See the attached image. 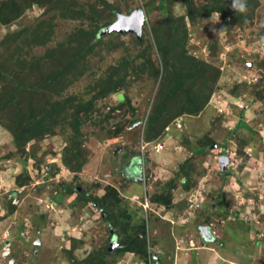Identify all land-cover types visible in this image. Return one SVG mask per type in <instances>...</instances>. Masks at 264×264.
I'll list each match as a JSON object with an SVG mask.
<instances>
[{"label":"rangeland","instance_id":"1","mask_svg":"<svg viewBox=\"0 0 264 264\" xmlns=\"http://www.w3.org/2000/svg\"><path fill=\"white\" fill-rule=\"evenodd\" d=\"M65 1L72 6L60 11L52 4L28 5L22 0L19 19L0 25V64L17 67L19 60L12 57L17 50L27 64L44 60L48 49L69 42L80 45V32L87 31L89 38L84 42L96 45L86 60V72L73 77L61 95L63 101L78 96L84 104L98 93V81L106 79L113 68L126 61L136 64L126 70L125 86L98 99L92 112L82 114L81 136L75 137L70 126L74 114L70 109V116L67 110L52 131L25 142L20 149L12 133L15 120L11 106L0 116V264L83 262L90 254L105 255L114 235L121 241L138 228L147 232V227L152 246L165 252L162 264H264V95H258L264 89V57L248 55L258 39L264 40L263 26L258 27L264 22V0H254V10L249 11L252 20L242 25L232 24L234 17L224 20L216 12L193 22L187 15V0ZM191 1L200 10L211 0ZM223 2L233 10L231 0ZM182 16L186 17L184 26H179L185 31L187 55L218 68L219 79L215 85L214 81L196 83L195 88L210 94L204 110L187 116L183 130H174L164 139L169 144L162 153L150 146L148 156H142L146 119L165 70L155 36L162 23ZM23 28L28 36L13 41ZM45 32L50 33L47 40ZM136 36L141 43L136 42ZM149 45L147 59L137 58ZM148 58L159 69L158 78L152 77ZM143 65L141 72L137 66ZM27 74L24 77L29 82L39 79L38 74ZM120 94L128 96L130 103L122 104ZM20 98L25 101L26 92ZM210 140L213 144L205 146ZM73 146H78L84 162L78 170L64 161L67 149L73 151ZM143 166L146 176L141 184L136 180ZM183 177L190 190L184 187ZM25 180L29 181L21 185ZM172 184L176 187L170 207L152 200L169 191ZM107 186L118 189L124 199L121 206L131 216L121 222L126 231L124 227L112 229L101 214L70 191L102 196ZM146 188L152 208L149 225L143 208L132 199L135 194L143 196ZM210 223L217 235L202 239L199 227ZM192 237L201 240L199 249L188 250L186 241ZM8 244L11 253L6 256ZM207 245L223 255L201 260L208 252ZM132 256L106 253L105 264L140 262ZM213 258L218 262L213 263Z\"/></svg>","mask_w":264,"mask_h":264},{"label":"trees","instance_id":"2","mask_svg":"<svg viewBox=\"0 0 264 264\" xmlns=\"http://www.w3.org/2000/svg\"><path fill=\"white\" fill-rule=\"evenodd\" d=\"M231 1L233 2V0ZM26 2L28 5H30V2L43 5L52 4V8L58 7L60 11H66V8L72 6V4L68 6L65 0H26ZM187 2V15L193 22L197 21L200 17H209L215 12L220 13L224 20L228 17H234L232 24L238 23L239 25L251 21L253 17V14L249 11L254 10V0H246V11L244 12H240L234 7L233 10H230L228 2H223V0H211L206 7L200 10L194 8L191 0H187ZM22 4V0H0V25L7 26L19 19ZM112 12H115V8L112 9ZM246 12H249V14L247 15ZM185 19L186 17L184 16L180 18L172 17L168 21L166 19L167 22L162 23V28L158 31L156 30V47L165 70L161 75L158 96L146 119L145 135L148 142L160 137L165 128L176 118L185 115H198L202 112L210 100V94H205L202 90H198V86L195 88V84L200 81L203 84L208 81H214L215 85L219 79L218 68L215 67L214 69L212 65H207L187 55L188 51L184 45L185 36H182L185 31H183L184 33L180 31L179 26L182 23L184 26ZM104 31L106 30L102 29V32ZM27 34V28H23L11 39L13 41H20L26 38ZM49 35L50 33L45 32L43 34L45 39H43L47 40ZM262 35H264V30L262 31ZM88 38L89 33L81 31L80 37L77 39L80 41V45L72 46L70 42L60 44L57 48L48 49L44 53V60L39 59L27 64V61L21 57L20 50H17L12 54L13 58H18L16 60H19L17 61L19 62L17 67L10 69L7 64H0V83L2 84V88L0 89V116L7 112V107L11 106L14 111L15 120L12 133L15 145L18 148L23 149V145L27 141L43 138L52 131L50 128L57 124L67 110V115L70 116L68 114L70 109L74 110L70 126L75 129V137L81 136L82 122L85 120H83L82 114L92 112L98 99L105 98L112 92L116 93L120 90V87L125 86L126 70L133 67L136 61H132L131 63L126 61L113 68L106 79L98 81L97 84L100 89L87 103L84 104L75 95L65 98V101L61 100V95L69 88L72 78L82 76L86 72V60L96 45L95 43L91 44L89 41L84 42ZM100 42L101 37L97 40V43ZM136 42L138 44L141 43V39L137 36ZM39 43L44 44V42ZM149 50L150 45L137 58L146 60V53ZM146 62L153 69L151 71L153 72L152 77L158 78V75H160L159 69L151 63L150 58ZM261 66L264 68V62ZM137 67L141 68V72L145 70V65ZM26 72L28 73L27 76L38 74L39 81H27L24 77ZM25 92L28 98L24 101L20 96ZM258 95L262 97L264 89L259 91ZM37 97L40 100L39 98L37 100ZM119 98L122 104L125 102L130 103V98L126 95L120 94ZM211 144H213L212 140L206 143L205 146H210ZM72 148L73 151L70 152L67 149L64 161L68 167L78 170L84 162L80 161L81 153L78 146H73ZM130 174L131 172H127V175ZM123 179L127 180L128 178L123 177ZM28 181L25 180L20 184L25 185ZM182 183L185 185L186 190H190V186L186 185L188 184V180L185 177H183ZM175 187L176 185L172 184L169 191L157 194L154 198L152 197V200L170 207L173 201L172 190ZM70 191L73 194H77L83 204L88 205L94 212L101 214L104 221L112 229L117 227L118 229H122L124 226L121 225V222H125V218H131L125 208L121 206L124 199L121 198L120 191L112 186H107L105 194L102 196H91L87 192L73 190L72 188ZM123 230L126 231L125 227ZM147 248L146 230L138 228L135 232H129L126 239L124 238L121 241L117 235H114L104 253L105 255L106 253H115L118 256L130 254L139 259H144L147 256ZM105 255L103 253L90 254L83 262L74 261L73 264H105ZM162 262L163 260L161 264Z\"/></svg>","mask_w":264,"mask_h":264},{"label":"built area","instance_id":"3","mask_svg":"<svg viewBox=\"0 0 264 264\" xmlns=\"http://www.w3.org/2000/svg\"><path fill=\"white\" fill-rule=\"evenodd\" d=\"M263 25H257L258 27H261L263 26V29H264V22H261ZM250 51L251 52H248V55L251 56L252 54H255V53H259L261 54L262 57H264V40L262 39H258V42L256 44H254V46H251L250 47ZM263 76L262 75H259V78L261 79ZM259 78L255 80V82L259 81ZM174 125L177 129L181 130L182 127H183V123H182V119H178L174 122ZM170 127H168L166 130H169ZM141 147H140V150H141V153H142V156H148V154L150 153V151L147 149V147H150L152 146L153 150L157 151V152H160L163 148H165V145H166V142L159 138V139H156L154 141H151V142H148L146 141L144 138L141 139ZM142 158H145V157H142ZM144 162V161H143ZM143 176H144V181H145V176H146V170L143 166ZM194 196V195H193ZM132 199L134 201H138V204L139 206H141L144 211H145V218H146V222H147V225H149V215H148V212L150 210H152L151 208V203L149 201V198H148V194L146 192V189H145V193H144V198L143 200L141 198H139L138 196H133ZM190 201H192L190 199ZM15 205L17 203L16 202H13ZM191 207H192V204H191ZM194 208H197L196 206H194ZM201 209V208H200ZM146 225V227H147ZM214 226L213 223H210V225H208L207 227L211 228ZM149 227H147V232H146V238H147V256L142 259V260H139L140 262H135L134 264H161V255L164 254V252L162 250H157V246L153 247L152 246V243H151V233L149 231ZM217 232L215 230H213L212 234L213 236L214 235H217L216 234ZM188 244V250H193V249H199L200 246H198V243H197V240L194 239V237L188 239V241H186ZM177 248H179L177 246ZM5 251H6V256L7 255H10L11 253V250L9 248V244L6 246L5 248Z\"/></svg>","mask_w":264,"mask_h":264},{"label":"clouds","instance_id":"4","mask_svg":"<svg viewBox=\"0 0 264 264\" xmlns=\"http://www.w3.org/2000/svg\"><path fill=\"white\" fill-rule=\"evenodd\" d=\"M233 7L234 8H236V9H238L240 12H244V11H246V0H233ZM257 82H259V81H257ZM211 103V102H210ZM187 116L185 115V116H180V117H178V118H176L171 124H169L166 128H165V130H164V132L160 135V137H158L157 139H159V138H161V139H165L167 136H169L171 133H172V131H174V130H176V131H182L183 130V128H184V120H185V118H186ZM178 119H182V123H183V127H182V129L181 130H179V129H177L176 127H175V125H174V122L176 121V120H178ZM168 127H170V129L169 130H166ZM156 140V139H155ZM154 141V140H153ZM165 141V140H164ZM166 142V145H165V147L169 144L167 141H165ZM163 150V149H162ZM157 153H162V152H157ZM139 178H141L142 179V181L141 182H139L138 180H139ZM136 181H138L139 183H141V184H143L144 183V176H143V170H142V172H141V174H139V176L137 177V180ZM146 192H147V194H148V198H149V201L151 200V196L149 195V190L146 188ZM133 196H138L139 198H141L142 197V200H143V198H144V193H143V196H139V195H137V194H135V195H133ZM151 202V201H150ZM163 206V205H162ZM164 207V206H163ZM143 211H144V209H143ZM144 213H145V211H144ZM148 215H149V212H148ZM146 226V225H145ZM208 226V224H206V225H204V226H202V227H207ZM208 228V227H207ZM208 230H209V232H210V234H211V236L214 238V236H213V234L211 233L212 231L210 230V228H208ZM199 231H200V229H199ZM200 235H201V237H202V239H205V237H204V235H203V233L200 231ZM151 239H152V236H151ZM205 240H207V239H205ZM197 243H198V246L199 245H201L202 244V242H201V240H199V241H197ZM201 247V246H200ZM205 248H206V246H205ZM165 253V252H164ZM134 256V255H133ZM132 256V257H133ZM135 257V256H134ZM129 258H131V257H129ZM129 258H127V259H129ZM139 259V258H138ZM139 260H142V259H139ZM123 261L125 262V259H123ZM162 261V260H161Z\"/></svg>","mask_w":264,"mask_h":264},{"label":"crops","instance_id":"5","mask_svg":"<svg viewBox=\"0 0 264 264\" xmlns=\"http://www.w3.org/2000/svg\"><path fill=\"white\" fill-rule=\"evenodd\" d=\"M150 192V191H149ZM207 247V250L206 249H203V250H206V251H210L209 253L208 252H204L203 253V255H202V259L201 260H203V261H205L206 260V258H208V257H210V256H212V257H215L214 255H217V256H221V255H223V252L222 251H220L219 249H217V248H212L213 246H206ZM201 251V250H200ZM198 253H200V252H198ZM239 258V257H238ZM214 260H213V263H215V261H217L218 262V260H215V258H213ZM240 259H238V261H239ZM240 262V261H239ZM196 264V263H195ZM197 264H199V262L197 263Z\"/></svg>","mask_w":264,"mask_h":264},{"label":"water","instance_id":"6","mask_svg":"<svg viewBox=\"0 0 264 264\" xmlns=\"http://www.w3.org/2000/svg\"><path fill=\"white\" fill-rule=\"evenodd\" d=\"M132 16H136V15H132ZM124 19V18H123ZM140 19H141V17H140ZM116 25H118L117 23L116 24H114V26H116ZM113 26V27H114ZM140 29L141 28H138V32H140ZM127 30H129V29H127ZM137 31V30H136ZM135 31V32H136ZM139 182H141L142 181V179L141 178H139V180H138ZM200 228V231L203 233V235H204V237H205V239H212V236H211V234H210V232H209V230H208V228L207 227H199Z\"/></svg>","mask_w":264,"mask_h":264}]
</instances>
